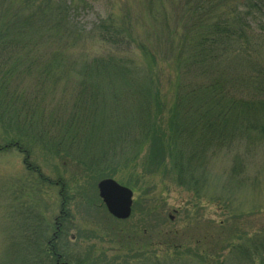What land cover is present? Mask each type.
I'll return each mask as SVG.
<instances>
[{"label": "rangeland", "instance_id": "1", "mask_svg": "<svg viewBox=\"0 0 264 264\" xmlns=\"http://www.w3.org/2000/svg\"><path fill=\"white\" fill-rule=\"evenodd\" d=\"M78 2L77 9L69 13V23L72 30L76 27L75 32L80 29L82 37L75 45L63 41L50 47H62L66 58L83 53L91 58L113 54L115 49L92 31L109 15L121 21L130 15L134 23L138 22L137 34L152 47L158 46L160 33L173 32L172 42L166 40L160 45L170 57L165 58L168 63L153 68L158 96L169 106L178 80V49L181 44L186 46L184 59L191 52L189 43H183L182 28L174 32L180 1ZM22 9L20 0H0V22ZM147 26H151V34L146 32ZM186 38L194 41L196 33H188ZM40 50L47 51L46 45ZM249 52L253 53L237 51L242 62L235 58V49L231 48L229 55L245 68L244 63L251 66L246 60ZM133 53L134 59L153 67L138 49ZM262 53L264 56V49ZM33 71L29 76L24 72L12 74L10 87L26 89L41 73L39 67ZM188 74L186 69L180 72V76ZM75 83L73 77L60 79L55 96H38L43 113L36 116L39 127L36 119L34 125L40 131L46 123L44 118L56 113L54 109L60 107L64 96L73 100ZM134 136L130 132L122 145L126 147ZM11 137L0 127V264H16L20 256L30 258L34 252H46L59 224L62 233L56 240L57 252L64 254L67 264H264V142L255 146L242 137L221 148L211 145L208 151H202L206 168L197 166L192 172L195 176L186 174L182 179L173 170V161L168 165L171 173H147L143 166L147 144L137 139L119 152L133 162L122 167L107 161L97 170L88 160L89 156L102 155L99 145L92 146L89 155H82L75 150H60L64 146L58 142L55 146L45 143L40 135L16 144H10L14 140ZM107 177L133 190L129 218L118 219L108 212L97 187L99 180Z\"/></svg>", "mask_w": 264, "mask_h": 264}, {"label": "trees", "instance_id": "2", "mask_svg": "<svg viewBox=\"0 0 264 264\" xmlns=\"http://www.w3.org/2000/svg\"><path fill=\"white\" fill-rule=\"evenodd\" d=\"M20 1L23 9L0 22V127L16 139L10 144L40 135L45 143L55 146L58 142L64 146L60 150L82 155H89L92 146L99 145L102 155L88 160L99 170L97 167L107 161L122 167L133 162L119 152L137 139L147 144L143 163L147 173H171L168 165L173 161V170L184 179L183 175L194 174L197 166L206 168L202 151L211 145L221 148L242 137L255 146L264 142V0H179L182 12L181 16L178 9L175 12L174 32L182 28L183 43H189L191 52L184 59L186 46H178V80L169 106L158 96L153 68L168 63L165 58L170 57L160 45L172 42L173 32L160 33L158 46L152 47L137 34L138 22L130 15L123 21L109 15L92 31L115 49L113 54L91 58L83 53L66 58L62 47H50L63 41L75 45L82 37L80 29L75 32L76 27L72 30L69 23V13L78 7V0ZM151 30L150 26L146 32L151 34ZM194 32V41L186 38ZM44 45L47 51L40 50ZM135 48L153 67L134 59ZM231 48L236 54L251 50L246 57L251 66L237 65L229 55ZM39 52L44 54L39 56ZM237 57L242 62V57ZM37 67L41 73L31 87H10L12 74L29 76ZM183 69L188 71L187 77L180 76ZM72 77L76 79L73 100L64 96L60 107L54 109L56 113L44 118L40 131L36 116H42L43 106L38 96H55L60 79ZM130 132L135 136L124 147ZM60 233L61 224L57 238L48 240L46 252H34L30 258L13 256L12 262L67 264L64 254L57 252Z\"/></svg>", "mask_w": 264, "mask_h": 264}, {"label": "water", "instance_id": "3", "mask_svg": "<svg viewBox=\"0 0 264 264\" xmlns=\"http://www.w3.org/2000/svg\"><path fill=\"white\" fill-rule=\"evenodd\" d=\"M99 195L108 212L118 218L127 219L132 214L133 190L114 178H103L97 184Z\"/></svg>", "mask_w": 264, "mask_h": 264}]
</instances>
